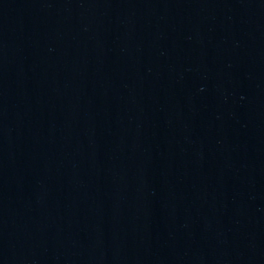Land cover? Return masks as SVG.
Returning a JSON list of instances; mask_svg holds the SVG:
<instances>
[{
  "label": "water",
  "instance_id": "95a60500",
  "mask_svg": "<svg viewBox=\"0 0 264 264\" xmlns=\"http://www.w3.org/2000/svg\"><path fill=\"white\" fill-rule=\"evenodd\" d=\"M0 264H264V0H0Z\"/></svg>",
  "mask_w": 264,
  "mask_h": 264
}]
</instances>
